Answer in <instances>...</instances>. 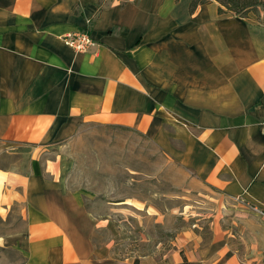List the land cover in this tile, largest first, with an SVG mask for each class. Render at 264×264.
<instances>
[{"label":"crops","instance_id":"1","mask_svg":"<svg viewBox=\"0 0 264 264\" xmlns=\"http://www.w3.org/2000/svg\"><path fill=\"white\" fill-rule=\"evenodd\" d=\"M190 1L0 0V212L21 221L1 239L27 264H245L217 228L138 262L95 244L104 219L68 186V145L92 125L144 135L264 246V17ZM88 17L96 44L76 51L63 35Z\"/></svg>","mask_w":264,"mask_h":264},{"label":"rangeland","instance_id":"2","mask_svg":"<svg viewBox=\"0 0 264 264\" xmlns=\"http://www.w3.org/2000/svg\"><path fill=\"white\" fill-rule=\"evenodd\" d=\"M108 1L99 0V5ZM251 13L264 17V7ZM68 153L73 160L68 186L86 194L85 204L104 219L93 241L106 245L109 255L137 261L147 254L159 258L185 233L206 242L217 228L228 230L229 243L241 261L263 264L264 246L256 238L259 225L249 220L247 212L230 209L217 191L181 171L141 133L92 125L77 134ZM13 215L5 222L0 212V264H27L1 239L19 230L21 221ZM246 241L259 255L253 262L246 261Z\"/></svg>","mask_w":264,"mask_h":264},{"label":"trees","instance_id":"3","mask_svg":"<svg viewBox=\"0 0 264 264\" xmlns=\"http://www.w3.org/2000/svg\"><path fill=\"white\" fill-rule=\"evenodd\" d=\"M125 1V0H122ZM212 0H191L189 8L193 11L199 4ZM218 2L217 11L231 12L233 14L245 17L250 12H253L259 6L264 7V0H215ZM135 262H138L135 260Z\"/></svg>","mask_w":264,"mask_h":264},{"label":"built area","instance_id":"4","mask_svg":"<svg viewBox=\"0 0 264 264\" xmlns=\"http://www.w3.org/2000/svg\"><path fill=\"white\" fill-rule=\"evenodd\" d=\"M91 21L92 19L88 17L85 19V28L64 34V43L76 51H86L90 47L94 46L96 42L89 31ZM262 124L264 126V122H262Z\"/></svg>","mask_w":264,"mask_h":264}]
</instances>
